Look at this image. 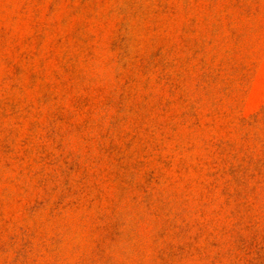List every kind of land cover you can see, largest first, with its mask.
<instances>
[{
    "label": "rangeland",
    "instance_id": "obj_1",
    "mask_svg": "<svg viewBox=\"0 0 264 264\" xmlns=\"http://www.w3.org/2000/svg\"><path fill=\"white\" fill-rule=\"evenodd\" d=\"M0 264H264V0H0Z\"/></svg>",
    "mask_w": 264,
    "mask_h": 264
}]
</instances>
